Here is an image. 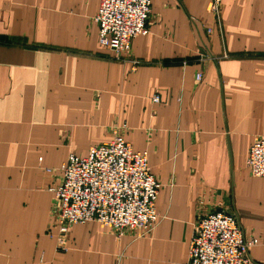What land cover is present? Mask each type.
I'll return each instance as SVG.
<instances>
[{"label": "crops", "instance_id": "obj_1", "mask_svg": "<svg viewBox=\"0 0 264 264\" xmlns=\"http://www.w3.org/2000/svg\"><path fill=\"white\" fill-rule=\"evenodd\" d=\"M209 2L153 0L148 33L117 59L101 0H0V264H183L198 219L222 209L264 264V177L247 165L264 137V0H222L221 24ZM117 125L148 152L160 220L122 236L74 224L62 250L51 188Z\"/></svg>", "mask_w": 264, "mask_h": 264}, {"label": "built area", "instance_id": "obj_2", "mask_svg": "<svg viewBox=\"0 0 264 264\" xmlns=\"http://www.w3.org/2000/svg\"><path fill=\"white\" fill-rule=\"evenodd\" d=\"M153 0H101L94 21L102 45L117 59L129 53L132 41L149 31ZM222 0H210L208 11L221 24ZM213 31L212 27L208 32ZM129 61L128 59H126ZM136 70L137 60H130ZM202 73L197 74V80ZM160 101L159 95L153 97ZM126 126L112 129L113 137L90 148L87 156L70 154L61 166V181L51 188L56 201L55 238L67 249L71 225L98 221L122 236L126 229L146 234L160 220L157 199L160 183L152 173L147 151H136L125 138ZM247 165L256 177H264V137L254 138ZM52 171L51 168H47ZM258 239L247 240L235 214L216 210L202 215L190 241L188 260L183 264H262L249 253Z\"/></svg>", "mask_w": 264, "mask_h": 264}]
</instances>
